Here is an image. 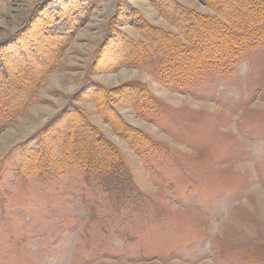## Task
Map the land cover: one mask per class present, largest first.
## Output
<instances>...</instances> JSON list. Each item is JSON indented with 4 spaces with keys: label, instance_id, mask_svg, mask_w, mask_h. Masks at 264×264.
Wrapping results in <instances>:
<instances>
[{
    "label": "rangeland",
    "instance_id": "1",
    "mask_svg": "<svg viewBox=\"0 0 264 264\" xmlns=\"http://www.w3.org/2000/svg\"><path fill=\"white\" fill-rule=\"evenodd\" d=\"M42 1L0 0V44ZM91 1L34 100L12 119L0 118V264H264V43L246 49L230 72H208L178 88L160 80V57L150 48L147 60L127 67L117 49L102 46L115 28L139 40L138 16L176 30L154 5ZM179 1L211 11L200 0ZM42 32L31 36L45 52ZM92 82L137 84L154 99L139 111L125 89L110 92L122 120L103 110L106 120L95 102L75 98ZM64 108L88 115L117 146L124 171L66 165L50 174L22 166V153ZM134 130L147 144L124 137Z\"/></svg>",
    "mask_w": 264,
    "mask_h": 264
},
{
    "label": "trees",
    "instance_id": "2",
    "mask_svg": "<svg viewBox=\"0 0 264 264\" xmlns=\"http://www.w3.org/2000/svg\"><path fill=\"white\" fill-rule=\"evenodd\" d=\"M149 1L176 30L160 28L138 16L134 27L140 33L139 40L115 28V34L107 36L102 46L117 49L120 65L127 67H136L147 60L150 48L152 54L160 57L158 75L164 83L183 88L208 72L228 73L246 49L264 43V0H200L210 13L198 11L179 0ZM91 5V0H43L37 3L25 25L0 44L1 119H12L34 100L35 89L56 70L66 43L84 22ZM118 10L109 21L110 30L119 18ZM34 25L37 27L32 33ZM37 30L39 34L43 31L41 40L50 43L46 54L35 42L36 37L31 36ZM105 53L102 50L100 57ZM101 64L102 69L109 65ZM119 89L123 91L118 92ZM124 89L129 102L139 111L154 99L147 88L137 84L125 83L110 89L97 82L89 83L85 89L79 88L75 98L95 102L106 120L103 110L122 120L110 92L122 95ZM123 125L124 129H129L128 125ZM134 132L136 135L125 134L124 137L136 147L147 144L141 131ZM38 134L35 148L26 149L21 155L22 166L33 172L50 170V174H60L66 165L113 175L125 170L117 146L80 108L62 109Z\"/></svg>",
    "mask_w": 264,
    "mask_h": 264
}]
</instances>
